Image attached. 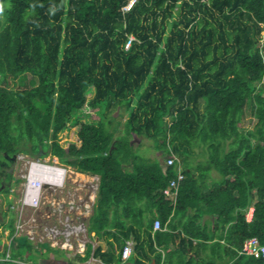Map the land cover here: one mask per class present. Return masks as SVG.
Segmentation results:
<instances>
[{"label": "trees", "instance_id": "trees-1", "mask_svg": "<svg viewBox=\"0 0 264 264\" xmlns=\"http://www.w3.org/2000/svg\"><path fill=\"white\" fill-rule=\"evenodd\" d=\"M84 105L97 122H81L79 144L61 147L58 133ZM119 107L123 121L111 114ZM131 135L150 139L163 163ZM19 153L98 176L85 227L111 238L106 250L87 242L66 256L14 235ZM177 165L184 179L171 200L161 190ZM0 194L9 231L0 264L50 254L122 264L127 239L128 264H264L239 253L250 237L264 245V0H0Z\"/></svg>", "mask_w": 264, "mask_h": 264}, {"label": "rangeland", "instance_id": "rangeland-1", "mask_svg": "<svg viewBox=\"0 0 264 264\" xmlns=\"http://www.w3.org/2000/svg\"><path fill=\"white\" fill-rule=\"evenodd\" d=\"M115 120H125L126 114L124 109L115 108L111 112ZM98 112L84 105L80 109L71 112L66 121L64 129L57 135V142L61 147H67L71 143L79 144L77 131L80 123H96ZM167 121H170L169 118ZM253 118L244 121V127H252ZM121 129L123 125L121 124ZM131 143L134 144L138 152L146 157L164 161L165 155L162 150L156 149L153 142L144 137L131 135ZM46 160L49 162L58 161L57 157H30L26 154L19 153L15 157L13 166V176L19 181L11 187V193L8 197L11 199V208L15 212V236L25 235L33 244L34 248L38 243H47L52 247L64 250L65 255L73 256L75 253L84 252L83 247L78 242H93L92 236L86 233L85 223L91 212V207L95 201L98 176L80 173L66 166V180L62 189H42V195L37 207H22L20 198L23 194L26 173L29 161ZM212 177L218 175L213 172ZM3 195V194H0ZM4 200L0 201V222H3L1 212L6 209ZM6 218H4L5 222ZM58 232L55 237L53 232ZM68 232V235L66 233ZM8 229L0 225V251L9 243ZM66 238V239H65ZM81 243V242H80ZM63 244V245H62ZM51 256L53 254H50ZM53 257H55L53 255ZM43 261L42 259H40ZM45 264H58V261L52 259Z\"/></svg>", "mask_w": 264, "mask_h": 264}, {"label": "built area", "instance_id": "built-area-1", "mask_svg": "<svg viewBox=\"0 0 264 264\" xmlns=\"http://www.w3.org/2000/svg\"><path fill=\"white\" fill-rule=\"evenodd\" d=\"M132 1L129 2L126 6L123 7L124 10L128 9ZM132 36L128 39L125 44L127 48ZM176 157L170 155L166 157L165 164L167 166L174 164ZM67 168L63 164H59L57 161L49 162L46 160H35L28 162V168L26 173V181L24 184L23 194L20 198V203L22 207L30 206L37 207L40 202L42 195V189H62L66 180ZM184 179V174L179 165L176 168V176L169 180L168 184L161 190L162 195L165 197L174 200L177 194V189L180 181ZM253 208L250 206L246 212V220H251ZM161 223L159 219H155L153 222V230L161 229ZM54 236L58 232H53ZM68 235V232L66 233ZM66 239V238H65ZM63 245V244H62ZM134 242L132 239H127L124 242V245L121 250V260L126 262L133 253ZM239 253H244L248 255H261L264 262V245H261L256 237H250L243 241Z\"/></svg>", "mask_w": 264, "mask_h": 264}, {"label": "crops", "instance_id": "crops-1", "mask_svg": "<svg viewBox=\"0 0 264 264\" xmlns=\"http://www.w3.org/2000/svg\"><path fill=\"white\" fill-rule=\"evenodd\" d=\"M92 235H94V234H92ZM92 240H93V242H90L91 244H92V246L94 247L95 245H99L101 248H102V250H106L107 249V247H108V241H111V238H105V237H102V238H99L98 236H92ZM81 242V243H80ZM80 242H78L79 243V245H81L82 247H83V250H85V243H84V241H81L80 240ZM134 242V241H133ZM63 250V249H62ZM75 254H77V253H75ZM74 254V255H75ZM78 254H80V255H83L84 254V252H80V253H78ZM68 256V255H67ZM51 257H53V255L51 256ZM52 259H54V257L52 258ZM52 259H47V260H45V261H50V260H52ZM86 262L88 263V264H94V263H96V262H100V260L98 259V258H96V257H93L92 255H90L89 256V258L86 260ZM122 264H128L127 262H123Z\"/></svg>", "mask_w": 264, "mask_h": 264}]
</instances>
